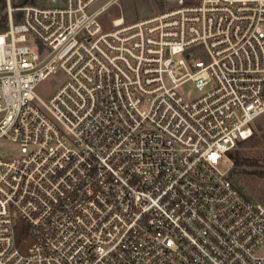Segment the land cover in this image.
<instances>
[{
	"label": "built area",
	"instance_id": "2783aa9c",
	"mask_svg": "<svg viewBox=\"0 0 264 264\" xmlns=\"http://www.w3.org/2000/svg\"><path fill=\"white\" fill-rule=\"evenodd\" d=\"M163 1L105 28L120 0H5L0 264H264V203L230 177L264 116V0Z\"/></svg>",
	"mask_w": 264,
	"mask_h": 264
},
{
	"label": "rangeland",
	"instance_id": "374dc122",
	"mask_svg": "<svg viewBox=\"0 0 264 264\" xmlns=\"http://www.w3.org/2000/svg\"><path fill=\"white\" fill-rule=\"evenodd\" d=\"M22 0H15L19 4ZM36 0H34L35 2ZM40 4L44 0H39ZM170 4L163 0H120L119 5L112 6L102 17V24L109 28L111 20L123 16L127 22L148 18L169 9ZM3 14V11H2ZM62 76H53L42 82L38 87V94L42 98L50 97L60 86ZM185 92L194 90L189 83L183 87ZM264 134V116L259 118L254 126V141L249 139L237 148L238 157L243 164L236 167L231 161V177L235 184L251 199L264 203V177L255 173L264 167V141L260 136ZM17 154L16 146L8 140H0V156L13 157Z\"/></svg>",
	"mask_w": 264,
	"mask_h": 264
},
{
	"label": "trees",
	"instance_id": "16d2710c",
	"mask_svg": "<svg viewBox=\"0 0 264 264\" xmlns=\"http://www.w3.org/2000/svg\"><path fill=\"white\" fill-rule=\"evenodd\" d=\"M13 4L17 7H20V6H24L26 4H30V3H34V0H22L19 4H17L15 2V0H12ZM4 7H5V0H0V30H2L4 27H5V24H6V20H7V17L6 15L2 14V11L4 10ZM254 136V135H253ZM252 136V137H253ZM251 137V138H252ZM257 136H254L250 141H254L256 139ZM261 139H263L264 141V134L262 136H260ZM247 141V140H246ZM244 141V142H246ZM243 143V142H241ZM240 143V144H241ZM239 144V146H240ZM237 149L232 153L230 154V158L232 160V162L234 163V165L236 167L238 166H241L243 164V162L241 161V159L238 157V153L236 152ZM231 173H232V170L230 172V177H231ZM255 175H257L258 177L260 178H263L264 177V167L257 171L255 173ZM232 179V177H231ZM233 180V179H232ZM234 182V181H233ZM235 184V182H234ZM236 185V184H235ZM241 190V189H240ZM242 191V190H241ZM27 235H28V225L24 222V221H20L18 223V226H17V239H18V242L19 244H23V248H24V241L26 240L27 238Z\"/></svg>",
	"mask_w": 264,
	"mask_h": 264
}]
</instances>
